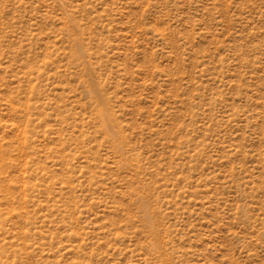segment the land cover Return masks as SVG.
<instances>
[{
    "label": "rangeland",
    "instance_id": "1",
    "mask_svg": "<svg viewBox=\"0 0 264 264\" xmlns=\"http://www.w3.org/2000/svg\"><path fill=\"white\" fill-rule=\"evenodd\" d=\"M0 264H264V0H0Z\"/></svg>",
    "mask_w": 264,
    "mask_h": 264
}]
</instances>
